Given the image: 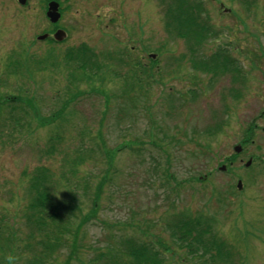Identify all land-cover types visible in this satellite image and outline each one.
Instances as JSON below:
<instances>
[{"label": "rangeland", "instance_id": "1", "mask_svg": "<svg viewBox=\"0 0 264 264\" xmlns=\"http://www.w3.org/2000/svg\"><path fill=\"white\" fill-rule=\"evenodd\" d=\"M45 1L0 0V99L14 98L0 104V123L9 124L10 134L0 140V240L8 236L22 250L21 256L0 251V264H27L20 241L29 234L30 177L47 169L50 184L57 181L67 153L83 156L66 190L53 185L67 205L56 214L70 224L58 249L39 264H92L107 243L141 238L138 225L171 241L162 224L174 213L211 219L218 237L234 248V263L264 264V0H197L218 35L195 57L227 52L245 72L243 86L228 74L192 69L185 42L164 29L159 0H56L55 24L45 17ZM57 30L65 32L60 42L52 38ZM80 45L101 64L92 83L73 81L90 68L65 57ZM115 52L129 53V72L113 67ZM9 58L31 71L10 75ZM133 71L152 76L148 89L123 91L119 75ZM235 90L237 100L230 96ZM213 125L221 130L206 135ZM51 132L62 136L53 153ZM222 165L225 171L218 170ZM165 168L174 178L166 187ZM173 248L167 262L193 264L186 257L182 263Z\"/></svg>", "mask_w": 264, "mask_h": 264}, {"label": "trees", "instance_id": "2", "mask_svg": "<svg viewBox=\"0 0 264 264\" xmlns=\"http://www.w3.org/2000/svg\"><path fill=\"white\" fill-rule=\"evenodd\" d=\"M159 2L163 9L164 29L168 35H173L185 42L186 49L190 52V63L193 70L211 76H224L228 74L233 83L244 85V70L239 65L237 59L230 57L227 52L217 51L206 59H198V57H195V51H198V48L203 46V43L206 42L207 39H215L217 38L216 35H218L217 30L214 31V27L209 22V17L199 1L159 0ZM47 42H50L51 45L54 44L51 40H47ZM69 50L70 51L66 52L65 57L79 64L82 62V66L85 68L89 67V72H91L90 74L84 73V75L78 76L80 79H78V77H73V81L80 80L81 82L92 83V80L97 79L101 71V64L99 65L96 59L97 55L85 45H80L77 49ZM119 55H122V53L115 52V59L109 57L111 60H114L112 63L113 67L124 65L127 67V72H129V61L124 59L129 56V53H125L123 58ZM48 61L49 60L46 62ZM39 62L37 64H39ZM153 62L154 61H152V63ZM136 64L138 68H140V65L138 63ZM29 71H31V69L28 63L26 65V63H22L20 60L9 58L8 72L10 75L17 74V72L21 75L25 72L29 73ZM127 72L125 75L129 77L124 74L119 75L117 72L112 73L115 81L120 80L117 77L118 75L124 76L122 83V89L123 91L125 90L124 92H126L128 88L133 92L137 90L143 91L147 86L148 89L149 85L153 82L152 76L142 77V74L138 71H133V74L130 75ZM74 86L77 87V85L72 84L71 88ZM71 88L68 89L71 90ZM230 96L237 100L241 95L238 90H235ZM71 97H73V95ZM13 99V97H4V99H0V104L3 102L4 104L8 103ZM38 119H40L41 125L43 126V118ZM8 126L9 124L7 122L1 120L0 140L2 137L5 138L7 135H10L6 130ZM19 128H21V126ZM220 130L221 128L219 125H213L206 130L205 134L213 135ZM248 138V136L243 138V145L247 144ZM59 143H62V136H58L56 133L51 132V136L48 137L47 141V149H49V152L53 153L56 150V145ZM198 147L200 148L199 144ZM206 147L208 148V146ZM81 152L83 153V151ZM80 155L77 153H67V156L65 155L63 164L66 165V169L61 173V176L59 175L58 180L54 181L56 182L55 184L54 182L51 183L52 185L50 184L51 174L47 169L37 170V172L30 177V184L27 190L30 202L26 206L27 211L24 214V225L28 229L29 234L26 236V240L20 241V249L25 250L27 253V264H39V262L43 260L42 258L45 254L49 256L58 249L61 241H63L66 236L65 232L70 222L67 220L63 221V219H61L63 217H61L60 214H56L61 208L60 205L64 203L56 199L55 193L53 194L55 191L53 185L58 187L57 190L63 187L66 190V187H69V183H71L70 178L74 180V177L77 175L75 171L80 166L79 163L83 157ZM162 176V182L165 187L169 185V180H174L172 175L167 172L166 168L162 170ZM104 179L107 180L106 177ZM177 186H179V183H177ZM70 201L73 203L74 199H70ZM64 205L67 207L66 204ZM92 209L95 211V206L92 207ZM70 212H68L69 216L67 218H70ZM163 222L162 231L168 233L171 241H165L159 235L151 233L149 229L152 226L144 224V227H141V225H138L136 227L140 232L141 238H135L133 236L122 237L115 244L113 242L107 243L105 249L100 251L97 256L91 260L92 264H171V262H167L165 254L169 253L170 256H174L173 247H176L182 252L183 257H180L182 263L186 257L189 263L193 264L194 262L198 264H236L232 260L234 248L230 247L225 240L218 237L213 229V221H211V219L197 216L191 217L183 213H174L171 218H165ZM4 239V241L2 240L3 243L0 240V243H2L0 244V251L3 254L5 253L6 256L8 252L12 253L13 249L16 250L17 246L11 243L8 236ZM35 246L40 249H35ZM16 251L18 255L21 256L20 252L22 250Z\"/></svg>", "mask_w": 264, "mask_h": 264}, {"label": "water", "instance_id": "3", "mask_svg": "<svg viewBox=\"0 0 264 264\" xmlns=\"http://www.w3.org/2000/svg\"><path fill=\"white\" fill-rule=\"evenodd\" d=\"M18 3L20 5H24L26 0H17ZM47 19L49 20V22L51 24H55L57 23V21L59 20L60 18V13H59V5L58 3L54 2V1H50L48 4H47V10H46V13H45ZM48 37L47 34H44V35H41V36H38L37 37V40L38 41H42V40H45L46 38ZM65 38V32L62 31V30H57L54 34H53V39L57 42H60L62 41L63 39ZM234 150V153L236 154H239L241 152V147L240 146H235L233 148ZM251 161H247L245 163V167H248L250 165ZM219 171H225V167L224 166H221L219 167L218 169ZM241 188V182H238L237 183V189H240Z\"/></svg>", "mask_w": 264, "mask_h": 264}, {"label": "flooded vegetation", "instance_id": "4", "mask_svg": "<svg viewBox=\"0 0 264 264\" xmlns=\"http://www.w3.org/2000/svg\"><path fill=\"white\" fill-rule=\"evenodd\" d=\"M231 164V163H230Z\"/></svg>", "mask_w": 264, "mask_h": 264}]
</instances>
